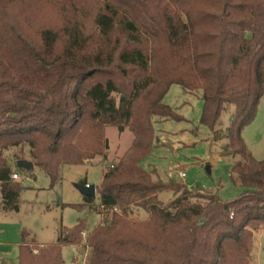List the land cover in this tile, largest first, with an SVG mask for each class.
<instances>
[{"label":"trees","instance_id":"trees-1","mask_svg":"<svg viewBox=\"0 0 264 264\" xmlns=\"http://www.w3.org/2000/svg\"><path fill=\"white\" fill-rule=\"evenodd\" d=\"M23 1L0 0L4 208L19 211L22 191L8 149L28 146L54 184L62 165L105 155L104 127H130L131 147L103 176L104 221L88 235L87 264H250L253 231L264 229V160L252 157L242 132L264 94V0H35L62 16L33 33L9 11ZM174 84L202 91L201 123L211 130L234 107L224 154L241 157L231 166L243 187L235 199L179 194L181 186L153 181L140 165L157 138L155 119L183 120L164 102ZM169 188L176 196L163 203L159 193ZM94 198L84 194L86 204ZM132 206L145 217L129 215ZM85 229L80 220L47 246L22 233L19 264H66L62 246L77 245Z\"/></svg>","mask_w":264,"mask_h":264},{"label":"rangeland","instance_id":"rangeland-1","mask_svg":"<svg viewBox=\"0 0 264 264\" xmlns=\"http://www.w3.org/2000/svg\"><path fill=\"white\" fill-rule=\"evenodd\" d=\"M83 19L92 29L91 10L87 8ZM10 13L16 20L27 24L33 33L40 26L57 25L61 21V12L46 3L30 0L14 3ZM118 99V95H115ZM164 102L183 120L155 119L156 140L151 152L140 161V165L149 171L153 181L171 182L172 187L201 191L206 194H217L221 199L230 201L238 197L243 187L231 177V166L240 156L224 154L227 142L226 133L230 125V116L234 111L232 105L225 107L215 129L211 130L201 123L203 114L202 91H188L180 85L170 87ZM104 138L109 147L104 156L86 159L79 164H64L59 177L52 184L49 175L39 166L26 170L18 162H31L28 146L10 148L4 152V158L14 172L22 191L19 211L6 210L3 206L0 184V264H19V246L23 240L22 233H27V241L38 246H47L58 242L60 230L74 227L80 220L86 223L82 240L77 245L62 246V258L66 264H87L90 250L87 249V238L104 221L99 210L100 194L105 170L117 165L131 147L134 135L130 127L120 131L115 126L104 127ZM243 140L257 161L264 160V94L261 97L255 119L242 132ZM184 172L185 177L180 174ZM95 186L96 196L92 204H86L82 189ZM177 190V191H178ZM173 188L159 193L163 203L175 198ZM192 201L204 203L202 199ZM134 209L129 215L143 211ZM41 248H36L38 253ZM250 264H264V229L253 231V243L250 250Z\"/></svg>","mask_w":264,"mask_h":264},{"label":"water","instance_id":"water-1","mask_svg":"<svg viewBox=\"0 0 264 264\" xmlns=\"http://www.w3.org/2000/svg\"><path fill=\"white\" fill-rule=\"evenodd\" d=\"M18 165L24 169H27V170L33 169V167H34L33 163L26 162V161H20V162H18ZM82 192L85 195H91L93 197L96 196L95 186H86L85 188L82 189Z\"/></svg>","mask_w":264,"mask_h":264},{"label":"built area","instance_id":"built-area-1","mask_svg":"<svg viewBox=\"0 0 264 264\" xmlns=\"http://www.w3.org/2000/svg\"><path fill=\"white\" fill-rule=\"evenodd\" d=\"M180 176H181V177H185V173L182 172V173L180 174ZM12 179H13V180H19V179H20V175H19L17 172H15V173L12 174Z\"/></svg>","mask_w":264,"mask_h":264},{"label":"crops","instance_id":"crops-1","mask_svg":"<svg viewBox=\"0 0 264 264\" xmlns=\"http://www.w3.org/2000/svg\"><path fill=\"white\" fill-rule=\"evenodd\" d=\"M18 173V172H17Z\"/></svg>","mask_w":264,"mask_h":264}]
</instances>
